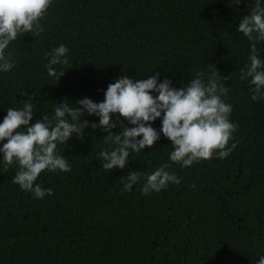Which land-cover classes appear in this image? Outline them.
Instances as JSON below:
<instances>
[{"label":"trees","instance_id":"16d2710c","mask_svg":"<svg viewBox=\"0 0 264 264\" xmlns=\"http://www.w3.org/2000/svg\"><path fill=\"white\" fill-rule=\"evenodd\" d=\"M254 3L53 0L45 30L20 37L12 45L16 66L0 72V123L7 108L22 107L23 92L35 96L34 123L65 99L74 107L83 97L103 101L119 76L158 72L181 88L215 67L228 77L225 101L238 126L228 146L236 148L184 168L171 164V142L161 135L153 148L132 152L126 168L105 172L97 156L108 147L107 133L89 127L58 146L71 171L43 172L36 183L53 191L43 199L12 183L17 167L0 163V264H254L264 253V100L253 101L249 82L239 78L251 43L237 31ZM61 44L68 64L55 66L64 71L56 80L45 54ZM256 47L264 60V42ZM83 119L98 123L94 115ZM152 126L159 130L160 120ZM164 163L180 184L142 195V180L121 194V177Z\"/></svg>","mask_w":264,"mask_h":264},{"label":"clouds","instance_id":"9594fccd","mask_svg":"<svg viewBox=\"0 0 264 264\" xmlns=\"http://www.w3.org/2000/svg\"><path fill=\"white\" fill-rule=\"evenodd\" d=\"M52 3L53 0H0V72H9L16 66V49L12 45L20 37L25 34L35 37L45 30L41 21ZM236 3L239 5L241 0ZM237 31L251 43L249 63L240 69L239 78L249 82L253 101L264 100V60L259 58L256 47L264 42V0H255ZM68 52L61 44L45 54L49 77L59 80L64 75L55 66L68 64ZM159 77L158 72L142 80L119 76L107 86L103 101L83 97L75 101L74 107L65 99L56 105L53 116L42 113V118L34 123L31 122L35 96L21 93L27 100L20 103V108H7L0 123V163L5 170L18 168L12 183L37 199L53 195L52 189L43 188L36 181L45 171H71L58 146L66 145L73 136L81 138L89 127L107 133L103 142L108 147L97 156L105 172L126 168L132 152L153 148L161 135L171 142L168 157L171 164L187 168L213 158H227L236 148L235 143L228 145L238 127L230 120L232 106L225 101L228 77H222L214 67L207 79L204 72H197L181 88L174 87L172 80L161 81ZM86 115L98 117V123L90 124L83 119ZM113 116L117 117L115 121ZM157 119L161 123L159 130L152 126ZM118 126L120 131L114 134L112 130ZM171 164L164 163L152 173L129 172L120 178L121 194L131 191L142 180V195L165 190L170 183L180 184L181 179L168 171ZM258 264H264V255L259 257Z\"/></svg>","mask_w":264,"mask_h":264},{"label":"water","instance_id":"95a60500","mask_svg":"<svg viewBox=\"0 0 264 264\" xmlns=\"http://www.w3.org/2000/svg\"><path fill=\"white\" fill-rule=\"evenodd\" d=\"M261 255H264V253L261 254ZM261 255H260V256H261ZM260 256H259V257H260ZM259 257H258L257 260L254 262V264H258Z\"/></svg>","mask_w":264,"mask_h":264}]
</instances>
